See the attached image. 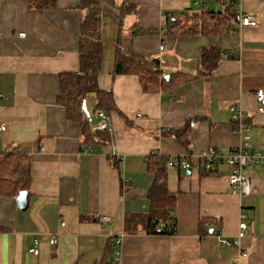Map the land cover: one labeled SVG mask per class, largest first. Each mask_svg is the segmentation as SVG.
I'll list each match as a JSON object with an SVG mask.
<instances>
[{"label":"crops","instance_id":"crops-1","mask_svg":"<svg viewBox=\"0 0 264 264\" xmlns=\"http://www.w3.org/2000/svg\"><path fill=\"white\" fill-rule=\"evenodd\" d=\"M41 1L52 5H34ZM201 1L100 0L97 85L112 92L118 112L106 114L111 141L90 146L56 102L59 74L79 67L80 0H0V154L13 150L29 166L24 210L16 208L11 187L0 193V264H233L238 248L246 253L240 264H264V164L244 168L252 190L240 196L225 181L227 165L205 171L199 157L210 147L225 156L242 145L230 106L240 108L250 127L249 153L264 157V111H257L255 99V91H264V0L240 2L255 27L230 23L221 35L168 32L167 14L221 6ZM148 30L156 33L139 34ZM117 42L124 54L158 59L163 75L195 78L145 93L136 77L113 75ZM208 48L221 56L214 71L201 74L200 55ZM84 103L93 115L95 95ZM94 122L91 117L90 127ZM183 128L187 148L171 133ZM149 155L190 164L188 170L165 169L166 187L175 195L172 234L146 230L154 181ZM242 215L247 228L239 247L222 245L221 239H235ZM99 216L109 220L100 223ZM49 234L55 245L43 239ZM36 238L35 256L28 250Z\"/></svg>","mask_w":264,"mask_h":264},{"label":"trees","instance_id":"trees-1","mask_svg":"<svg viewBox=\"0 0 264 264\" xmlns=\"http://www.w3.org/2000/svg\"><path fill=\"white\" fill-rule=\"evenodd\" d=\"M38 7H49V1L34 2ZM79 9L82 17L79 24L78 36V59L79 67L74 72H62L59 74L57 104L65 114L67 120L77 123L80 127L82 142L84 145L108 144L111 141L109 130L92 132L90 124L84 121L82 103L89 94L96 97L95 109L109 114L112 111L118 112L112 92L101 90L97 85V79L101 71L103 44L101 41V3L100 0H80ZM126 6L124 11H129ZM237 12L234 3L223 7L221 11L210 10L206 5L199 11H183L178 15H165L168 25V32L174 30L179 35L204 34L221 35L222 28H230ZM181 16L184 19H181ZM141 32V31H140ZM156 31H142L139 34L154 35ZM221 56L218 49H203L200 55L201 74H210L216 68ZM113 75L134 76L145 93H159L169 91L183 83L193 80L187 73H174L163 75L158 59L149 58L140 54H124L117 42L113 64ZM121 115V113H119ZM125 120V117H122ZM172 135L178 143L187 148L188 129L172 131ZM166 158L159 155H149L146 158L148 171L154 175V181L147 192L150 203L149 219L146 223V230L150 234H172L173 231L158 229L161 223H168L173 220L175 208V195L170 193L166 187L165 169ZM13 168V170H12ZM29 178V166L26 158L13 150L0 154V193L6 192L11 187L16 195L19 191L25 190ZM93 264H109L107 261H100Z\"/></svg>","mask_w":264,"mask_h":264},{"label":"built area","instance_id":"built-area-1","mask_svg":"<svg viewBox=\"0 0 264 264\" xmlns=\"http://www.w3.org/2000/svg\"><path fill=\"white\" fill-rule=\"evenodd\" d=\"M218 4H220L222 7L228 6L231 3H234L237 7V12L234 17L233 22L239 26V28L244 27H255L257 25V22L255 19L247 14L244 13L240 9V2L241 0H216ZM194 6L198 8L199 4L194 3ZM181 19L183 20L184 17L181 16ZM24 34H19L20 37H22ZM159 50H163V46L159 47ZM255 99L257 103V111L262 112L264 111V91L263 90H257L255 91ZM229 111L231 113V121L235 125V131L239 135V137L242 140V145L239 147H235L229 151L227 155H221L219 154L214 148L210 147L206 150L202 151L200 154V162L203 167V169L211 170L214 167H217L218 165L225 164L229 167V173L225 178V181L227 182L230 191L233 193H238L240 196L249 195L252 190V186L250 183V180H248L246 177L243 176V170L244 168L250 163L254 162L257 164H264V157L261 156L259 153L254 152L252 154L249 153L250 149V127H248L244 123L242 111L237 106H230ZM93 115L91 117H95L97 122L92 123L91 130L92 132L96 131H102L106 130L107 127V116L106 114L98 109L93 110ZM5 131V126L3 123H0V133ZM167 168H172L175 170L183 169L188 170L190 168V164L187 160L184 158H169L166 163ZM109 220V217L107 216H99L98 222H106ZM60 226L63 227L64 223H60ZM247 228V224L244 221V216L242 215L241 221L238 226V234L233 240H224L221 239L220 243L226 247H239L241 239L244 237V232ZM158 229L165 230L166 231H174V223L172 221H169L168 223H161L158 225ZM43 239L49 244V245H55L57 243L56 237L54 235H45ZM115 244H120V239L115 240ZM39 246H40V240L36 238L34 240V245L28 250V253L31 255H37L39 253ZM238 253L236 256L232 258L233 264H240L241 260L246 257V253L241 250V248H238Z\"/></svg>","mask_w":264,"mask_h":264},{"label":"water","instance_id":"water-1","mask_svg":"<svg viewBox=\"0 0 264 264\" xmlns=\"http://www.w3.org/2000/svg\"><path fill=\"white\" fill-rule=\"evenodd\" d=\"M82 111L85 116V121L89 123L91 121V114L87 111L84 101L82 103ZM26 204H27V192L25 190H21L17 193L15 198L16 208L19 211H22L26 208Z\"/></svg>","mask_w":264,"mask_h":264},{"label":"rangeland","instance_id":"rangeland-1","mask_svg":"<svg viewBox=\"0 0 264 264\" xmlns=\"http://www.w3.org/2000/svg\"><path fill=\"white\" fill-rule=\"evenodd\" d=\"M198 1H199V3L201 4L202 1H201V0H198ZM214 1H215V0H214ZM215 3H216V2H215ZM213 4H214V3L211 4V7H212L213 10H215V11H221V9H223L222 6H219V5H217V4H216V5H215V4L213 5ZM201 5H202V4H201ZM201 5H200V6H201ZM214 8H215V9H214Z\"/></svg>","mask_w":264,"mask_h":264}]
</instances>
